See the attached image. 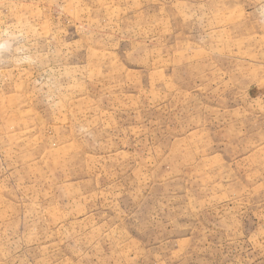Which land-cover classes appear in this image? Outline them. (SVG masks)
Segmentation results:
<instances>
[{
    "label": "rangeland",
    "instance_id": "rangeland-1",
    "mask_svg": "<svg viewBox=\"0 0 264 264\" xmlns=\"http://www.w3.org/2000/svg\"><path fill=\"white\" fill-rule=\"evenodd\" d=\"M0 264H264V0H0Z\"/></svg>",
    "mask_w": 264,
    "mask_h": 264
}]
</instances>
